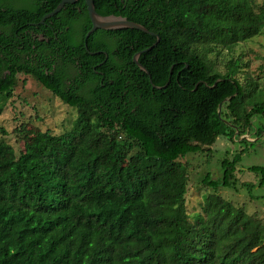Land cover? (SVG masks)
<instances>
[{"label": "trees", "instance_id": "trees-1", "mask_svg": "<svg viewBox=\"0 0 264 264\" xmlns=\"http://www.w3.org/2000/svg\"><path fill=\"white\" fill-rule=\"evenodd\" d=\"M59 1L0 0L1 105L23 74L76 110L61 134L37 130L27 139L29 129L21 124L26 147L18 153L0 138V264H264V223L217 193L236 188L244 149L221 161V178L204 175L211 191L191 214L180 160L218 136L264 134V124L254 123L264 119V85L241 81L237 58L220 71L207 56L258 35L264 5L93 0L97 13L125 17L159 37L137 57L147 74L132 56L155 35L97 29L86 49L91 24L83 0L39 23ZM70 18L83 19L76 36L72 26L65 31ZM51 21L60 32L56 38L43 32L49 42L39 40ZM68 46L74 58L62 53ZM88 50L108 57L97 66L104 53ZM58 59L76 61L81 73L59 67Z\"/></svg>", "mask_w": 264, "mask_h": 264}, {"label": "rangeland", "instance_id": "rangeland-1", "mask_svg": "<svg viewBox=\"0 0 264 264\" xmlns=\"http://www.w3.org/2000/svg\"><path fill=\"white\" fill-rule=\"evenodd\" d=\"M264 5V0H255ZM214 69L223 71L229 59L240 63L238 77L241 81L252 79L264 85V29L255 37L234 46L231 50L212 48L207 52ZM0 114V138L8 142L16 153L26 147V137L37 130L50 129L55 134H61L70 129L76 117V110L54 96L46 87L33 77L17 74V83L12 88ZM254 123L264 124V119H255ZM23 124L26 137L18 131ZM242 138L246 141H240ZM244 149L236 165V188L220 187L217 193L231 200L234 204L244 207L246 212L264 223V134L256 136L245 133L232 140L225 136H218L204 150L187 153L180 160L185 163L188 172V186L186 193L187 212L191 214L199 210L202 194L211 191L202 182L205 174L212 179L222 176L221 161L231 159L232 155ZM259 166L261 171L249 168ZM243 182L253 185L250 188L241 186Z\"/></svg>", "mask_w": 264, "mask_h": 264}, {"label": "water", "instance_id": "water-1", "mask_svg": "<svg viewBox=\"0 0 264 264\" xmlns=\"http://www.w3.org/2000/svg\"><path fill=\"white\" fill-rule=\"evenodd\" d=\"M77 0H60L57 5L49 12L45 13L41 19L39 20V23H44V20L55 15L56 13H58L65 4H71L74 3ZM86 6V11H87V15L90 21V28L86 31L84 38L86 41V38L89 37V35L91 33H93L95 30L97 29H102V30H112V29H121V28H134L137 30H140L144 33H148L150 35H155L156 34L152 31H149L145 26H143L140 23L134 22L132 20H128L125 17L122 16H118V15H101L99 13L96 12L95 8H94V1L93 0H83ZM156 41L150 45L149 47H146L142 50L137 51L136 53L133 54L132 56V61L134 63H136L143 71H145L147 74H149L148 70L142 66L138 60L137 57L139 54H141L142 52H146L148 50H150L154 44H156L159 41V37L156 36ZM86 45V42H85ZM101 53V51H90L89 54H99ZM105 55L106 52H105ZM157 88H160L161 86H155Z\"/></svg>", "mask_w": 264, "mask_h": 264}, {"label": "flooded vegetation", "instance_id": "flooded-vegetation-1", "mask_svg": "<svg viewBox=\"0 0 264 264\" xmlns=\"http://www.w3.org/2000/svg\"><path fill=\"white\" fill-rule=\"evenodd\" d=\"M78 1L79 0L75 1L74 3H71V7L72 8H76V7L78 8ZM79 11L80 10L78 9V13H80ZM69 21H70L71 24L64 25L65 31L68 32L69 31V28L68 27L69 26L70 27L72 26L71 27V31H72L73 35L76 36V34L80 30H82L84 28L82 26L83 19H72V18H70ZM56 23H59V25H63L64 21H62L61 19H58V21ZM45 25L46 26H45L44 29H42V32H40L38 34V36H39L38 39L39 40H44V42L46 41L48 43L49 42V39L47 37H43L44 36L43 32H45V33L46 32H52L54 34V37L56 38V34H57V32H60V30L58 31L57 26L52 21L50 22V24H45ZM74 30H75V32H74ZM109 40H111L113 42V39H109ZM85 42H84V46L87 49V46L85 45ZM60 47L61 46H58V48H60ZM97 51H101V50H97ZM89 52L90 51L88 50V53ZM92 52H94V51H92ZM101 52H103L104 55H105V52H106L107 55H105V58L101 62H99L97 64V66H100L107 59V57H108L107 51H101ZM62 53L63 54L64 53H66V54L67 53H70L71 54L70 57L74 58V56H73L74 49L73 48H69V46L66 47V48H63L62 47ZM58 63H59V65H58L59 67H61V64L64 63L65 64L64 68L66 70H68V71H71V72H74V73H76V72L81 73V66H78V68L74 67L77 64L76 61H75V63H65V62L62 63V60L61 59L60 60L58 59ZM53 68H55V64H53ZM98 74H102V73L99 72ZM98 74H96V75H98ZM100 82H102V76H101ZM89 84H90V81L86 82V85H89Z\"/></svg>", "mask_w": 264, "mask_h": 264}]
</instances>
